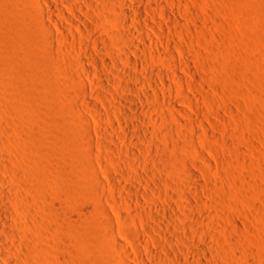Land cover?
Returning <instances> with one entry per match:
<instances>
[{"label":"rangeland","instance_id":"obj_1","mask_svg":"<svg viewBox=\"0 0 264 264\" xmlns=\"http://www.w3.org/2000/svg\"><path fill=\"white\" fill-rule=\"evenodd\" d=\"M170 1L173 5L165 0H159V4L178 22L169 23L157 13L156 19L161 23L156 30L163 35L164 43L172 45L177 60L174 72L177 70L182 82L178 86L179 82L170 81V99L159 93L168 103L165 108L152 107L154 121L142 112L147 120L151 119V152L147 151L148 143H142L139 145L145 148L143 152L130 158L121 152L105 151L100 145L101 135L108 134L107 125L119 124L109 115L111 101L101 104L93 95L100 87L85 89L73 78V73L85 78L74 65L82 53L78 45L73 46L70 41L60 44L54 38L55 47L50 49L47 33L37 27L47 23L56 32L44 9L32 0H0V177L12 187L6 190L11 198L7 205L13 211L8 233L0 231V252L12 259V264H175L172 260L177 258L185 264H264V0ZM69 2L74 6L82 4L81 0ZM100 2L103 4L102 0L92 4L98 5L95 10H99L96 12L100 13L101 23L92 18V24L91 16L84 20L92 25L91 35L106 39L113 51L123 46L116 34L119 26L113 23V7L117 4ZM55 4L66 9L58 1ZM144 15L148 16L145 11ZM74 33L82 37L77 31ZM151 46L159 50L162 43L151 41ZM91 47L92 51L102 48L99 44ZM159 61L148 62L145 68L150 67L155 73L166 70L170 76L172 71ZM184 61L189 63V71L180 68ZM103 64L99 60L100 67L94 72L104 74ZM106 83L114 89L118 86L122 97L125 93L137 97L121 90L117 83ZM84 89L101 111L95 113L81 103L77 94ZM150 93L154 92L149 90ZM183 96L190 100L184 101ZM150 101L141 106L151 104ZM82 117L92 131L90 138L85 136ZM127 135L125 142L118 143L134 148L136 137ZM86 141H93L92 149ZM101 153L106 158H101ZM124 159L133 161L134 166L125 163L121 169L118 164ZM111 179L127 186L136 183L142 192L148 188L140 179H157L153 196L138 197L142 205L146 204L143 207L147 212L155 201L174 207L172 225L157 215L166 227L162 231L166 237L161 239L165 250L153 242L152 237L159 235L152 227H146L150 220L139 219L137 203L125 200L132 213L119 215L118 205L110 199L122 191L111 188ZM99 183L107 186L103 188ZM165 193L171 196L165 198ZM187 195L194 199L191 203L186 200ZM185 201L191 205L188 207ZM100 206L109 212L106 216L111 217L108 219H112V227L98 209ZM185 209H190V213ZM181 210L191 220L182 217ZM145 228L150 230L148 236H143ZM139 234L149 240L147 250L158 253L157 262H152L146 255L149 252L139 246ZM116 241L122 249L114 245ZM202 242L207 247L206 262L189 259L187 253L198 252L197 245ZM2 260L0 257L4 264Z\"/></svg>","mask_w":264,"mask_h":264},{"label":"bare ground","instance_id":"obj_2","mask_svg":"<svg viewBox=\"0 0 264 264\" xmlns=\"http://www.w3.org/2000/svg\"><path fill=\"white\" fill-rule=\"evenodd\" d=\"M25 1V0H24ZM34 1L35 5L37 4L42 10L44 9L47 13V16L48 18L51 20V22L53 23V25L55 26V29H56V32L53 31L51 29V27L49 25L44 24V23H41V26H37V27H41V29L43 30V32L47 33L46 34V43H47V46L50 47V49H53L51 47H55L54 45V38L61 44V43H67V41H70L72 42V45L75 46V43L78 45V47L81 49V54H79V50L77 48V51L79 56H77V60H75V67L76 69L80 72V73H84L85 74V78L84 77H81L80 75L73 73L72 76L74 79L76 78V80H78V82H80V84L84 85L83 87H85L86 89V86L92 88L94 85H97L99 86V90H96V91H99V92H102V93H99V92H95L93 93V95L95 94L97 98H99L100 100L99 101H102L101 104L103 103H107L106 101L109 100L111 102H109L110 104V109L111 110V113L109 112V115L111 114L115 121L119 124V128L116 127L114 124H108L107 125V133L105 132V134H102L101 137H100V145L101 147L105 150V151H116L118 152V154L121 152V153H124L126 155H129L130 156H135V154H140L143 152V149L145 148H141L140 145L142 143H148V149L147 151H150L151 150V142L149 143V135H150V132H152L153 128L152 126H149L148 122L151 121V109L152 107L154 106H157V107H164L166 106V103L164 102V100H162L163 98H160L159 96V93L164 95V96H172V89L170 90V81H176V82H179L177 83L178 86L180 84L181 79H180V76L177 75V70H175L174 72V69H175V65L177 63V60H176V57L172 51V45L170 44H167V43H164V39H163V35L161 33H158L156 28L157 26H159V24L161 23L160 21H158L156 18V14L158 13L163 19H165V21L167 20L168 22L169 21H175V22H178V20L176 21L174 18L175 16L171 17L170 16V13L169 11L166 10L165 7H162V4L160 5L159 4V0H102L103 1V4H105L107 1L111 2V3H114L116 2L114 5L117 4V6L113 7V19L115 22L113 23H117V25L119 26V29H117L116 31V34L118 36V39L119 41L123 44V46L121 45V47L119 49H112V48H109V44L107 43L106 39H104L103 37L101 36H98V35H95L93 36V34L91 35L92 32L91 31V23H87V19L84 20V17L85 16H91V21H96L95 23H101V16H100V13H97L96 11H99V10H95L97 8L93 6L92 2L95 0H81L82 4L79 5V6H74V5H71V3L69 2V0H32ZM58 1L60 3V5H63L64 7H66L65 10H62L60 9L59 6H56V2ZM99 1V0H98ZM166 3L168 4H172L173 3L170 1V0H165ZM180 1V0H179ZM178 1V2H179ZM18 2V1H17ZM20 2V0H19ZM23 2V1H21ZM20 2V3H21ZM72 2V1H71ZM148 2V4L146 3ZM33 3V2H32ZM33 3V4H34ZM101 3V2H100ZM164 3V2H163ZM4 4V3H3ZM2 4V5H3ZM99 4V3H98ZM102 4V3H101ZM102 4V5H103ZM107 4V3H106ZM109 4V3H108ZM146 4V6H145ZM175 4V3H174ZM21 5V4H20ZM180 5V4H179ZM178 5V6H179ZM5 6V5H4ZM15 6V5H14ZM105 6V5H104ZM113 6V5H112ZM177 6V7H178ZM185 6V5H183ZM9 7V6H8ZM24 7V6H23ZM59 7V8H58ZM62 7V6H61ZM101 7V6H100ZM103 7V6H102ZM101 7V8H102ZM180 7V6H179ZM6 8V6H5ZM20 8V7H19ZM184 8V7H182ZM9 9V8H7ZM64 9V8H63ZM68 9V11H70L72 13V16L71 13L68 15L66 10ZM2 10V9H1ZM0 10V11H1ZM169 10V9H168ZM21 11H22V8H21ZM24 11V10H23ZM144 11L145 13L148 14V16L144 15ZM186 11V10H185ZM2 12V11H1ZM187 12V11H186ZM7 13V12H6ZM2 14V13H1ZM4 14V13H3ZM29 14V13H27ZM188 14V13H187ZM5 15V14H4ZM30 15V14H29ZM111 15V14H110ZM106 17V16H105ZM109 17V16H108ZM145 17H150L153 21L149 22ZM31 18V17H30ZM58 18V19H57ZM87 18V17H86ZM93 18V19H92ZM111 18V16H110ZM109 18V19H110ZM174 18V19H173ZM4 19V18H3ZM107 19V18H106ZM105 19V20H106ZM7 20V18H6ZM30 20V19H29ZM28 20V21H29ZM34 20V19H33ZM39 21V20H38ZM62 21H64V23H67L66 26L63 25ZM86 21V22H85ZM94 21L92 22V24L94 23ZM111 22V20H109ZM113 21V20H112ZM30 22V21H29ZM32 22V21H31ZM30 22V23H31ZM174 22V23H175ZM180 22V21H179ZM7 23V22H6ZM34 23V22H33ZM103 23H105L103 21ZM170 23V22H169ZM105 24H108V23H105ZM167 24V23H166ZM69 25V26H68ZM165 25V24H164ZM33 26V24L31 25ZM30 26V27H31ZM68 26V27H67ZM29 27V26H28ZM107 27V26H106ZM112 27V26H110ZM115 27V25H114ZM70 28H74L76 29L75 31H77V35L79 36H82L81 38L80 37H77L76 34L74 33L75 31ZM117 28V27H116ZM169 28V27H167ZM173 28V26H172ZM147 29V30H146ZM107 30V29H106ZM177 30V29H176ZM108 31V30H107ZM111 31V30H110ZM109 32V31H108ZM114 32V31H113ZM181 33V32H179ZM113 34V33H112ZM181 36V34H180ZM182 37V36H181ZM180 37V38H181ZM82 38H85V39H82ZM184 39V38H183ZM151 41L155 43H162V47L159 48V50H155V49H152V46H151ZM57 42V43H58ZM118 42V43H120ZM184 42V41H183ZM182 42V43H183ZM181 43V42H180ZM56 44V43H55ZM59 44V45H60ZM70 44V43H69ZM96 44H99L101 45V47L104 49L105 47L108 46V48H105L106 50H110V52H104L102 48L100 49H97L94 48V50L92 51V47L91 45L93 46H96ZM46 45V44H45ZM67 45V44H66ZM65 45V46H66ZM71 45V44H70ZM69 45V46H70ZM71 45V46H72ZM76 45V47H77ZM182 45V44H181ZM62 46V45H61ZM64 46V48H65ZM68 46V45H67ZM48 47V48H49ZM75 47V48H76ZM91 47V49H90ZM181 47V46H180ZM74 48V47H72ZM176 48V47H175ZM59 49V48H58ZM62 49V48H61ZM178 49V48H177ZM66 51V50H65ZM70 51V50H69ZM112 51V52H111ZM64 53V52H63ZM76 53V52H75ZM2 54V53H1ZM76 55V54H75ZM1 58V56H0ZM2 59V58H1ZM178 59V58H177ZM4 60V59H3ZM6 60V59H5ZM8 60V59H7ZM6 60V62H7ZM99 60H101L102 62H104L103 64V68L104 70L102 69V71H104V74L103 73H96L94 72V70H98L100 65H99ZM160 60V61H159ZM184 60V59H183ZM151 61L152 63L154 61H159L161 62L160 65L161 66H164L167 68V70H171V75L169 76V74L166 72H164V70L161 71L160 70H157V72L155 73L153 70H149L150 67H148L149 69L145 68V66L147 67V63L149 62L151 64ZM66 62V61H65ZM72 63V62H71ZM158 63V62H156ZM180 63V62H179ZM63 64V63H62ZM121 64V65H120ZM154 64V63H153ZM7 65V64H6ZM73 65V63H72ZM1 66V65H0ZM4 66V65H3ZM112 66V67H111ZM120 66V67H119ZM154 66V65H153ZM6 67V66H4ZM179 67V66H178ZM33 68V67H32ZM98 68V69H97ZM120 68V69H119ZM161 68V67H160ZM180 68L186 71H189V63L187 61H184V63H180ZM6 69V68H5ZM34 69V68H33ZM101 69V68H100ZM7 70V69H6ZM36 70V69H35ZM156 70V68H155ZM10 72V70H9ZM192 72V70H191ZM187 73V72H185ZM195 74V73H193ZM194 77V75H191ZM196 77V76H195ZM157 78V79H156ZM75 80V81H76ZM107 81L109 82H113L112 86H114L115 83L119 84V88L123 91H126L128 92L129 94L131 93H134L136 94V98H132L130 96H126V93L124 95V97H122L123 95H121L119 93V90L116 89L118 86H117L115 89L112 87H109L107 85ZM160 83H159V82ZM199 82V81H198ZM186 84V83H184ZM188 87V86H187ZM80 90L79 92V95L77 94V96L79 98H81V103L86 105L89 109H91L92 111H94L95 113L96 112H99L101 110H99V106L94 102L92 101L88 95H87V91L86 90ZM102 89V91L100 90ZM195 89V88H194ZM149 90H152L154 93V97H153V94L151 95V93L149 94ZM191 91V89H189ZM92 91V90H91ZM93 92V91H92ZM91 92V93H92ZM121 92V91H120ZM105 93V94H103ZM200 93V92H199ZM121 96H120V95ZM128 94V95H129ZM183 94V93H182ZM194 94V93H193ZM132 95V94H131ZM144 96V98L142 97H139V96ZM196 95V94H195ZM167 97V98H168ZM181 97V96H180ZM190 97V96H189ZM194 97V96H193ZM196 97V96H195ZM199 97V96H198ZM201 97V96H200ZM184 98V96H183ZM191 98V97H190ZM170 99V98H168ZM185 100L184 101H188L190 99H186L184 98ZM150 101L151 104H147L145 106H141V104H143L144 101ZM195 101V100H194ZM198 101V100H197ZM201 101H202V98H201ZM80 103V102H79ZM186 103V102H185ZM189 103V102H188ZM202 103V102H200ZM205 103V101H204ZM207 103V102H206ZM208 104V103H207ZM165 105V106H164ZM169 105V104H168ZM174 104H172L173 106ZM190 105V104H189ZM79 106H81V104H79ZM78 106V107H79ZM106 106V105H104ZM108 106V105H107ZM192 106V105H191ZM205 106V105H204ZM208 106V105H207ZM75 107V106H74ZM174 108V106L172 107V109ZM176 108V107H175ZM171 109V108H170ZM178 109V110H177ZM176 110L180 113V110L179 108H177ZM76 110V109H75ZM78 110V109H77ZM175 110V109H174ZM175 110V112H176ZM198 110V109H196ZM160 111H161V108H160ZM82 112V111H81ZM147 114L148 117L150 116V120H147L146 117L144 116ZM182 112V110H181ZM163 113V112H162ZM198 113V112H197ZM203 113V111H202ZM108 114V113H107ZM150 114V115H149ZM181 114V113H180ZM179 114V115H180ZM182 114H185V113H182ZM204 114V113H203ZM202 114V115H203ZM206 114V113H205ZM107 115V116H109ZM110 115V116H111ZM187 116V114H185ZM101 116V115H100ZM153 116V115H152ZM198 116V115H197ZM201 116V114H200ZM204 116V115H203ZM216 116V115H215ZM97 117V116H96ZM184 117V116H183ZM205 117V116H204ZM99 118V117H98ZM97 118V119H98ZM101 118V117H100ZM95 119V118H94ZM95 120L98 122V120ZM111 119V118H110ZM113 119V120H114ZM133 119V120H132ZM154 121V119H152ZM110 121V120H109ZM181 121V119H180ZM192 121V120H191ZM200 121V120H199ZM156 122V120H155ZM190 122V120H189ZM194 122V121H193ZM198 122V121H197ZM101 123V122H100ZM103 123V122H102ZM157 123V122H156ZM186 123V122H185ZM80 124V123H79ZM81 124L82 126H84L85 130V136H88L90 138L91 136V129L87 127V123L86 121L84 120V118L82 117L81 118ZM151 125V124H150ZM157 125V124H156ZM155 125V126H156ZM186 125V124H184ZM81 126V127H82ZM158 126V125H157ZM191 126V125H190ZM189 126V127H190ZM182 127V126H181ZM156 128V127H155ZM186 128V127H184ZM152 129V130H151ZM158 129V128H157ZM106 130V129H105ZM156 129H154L155 131ZM153 133V132H152ZM186 133V131H185ZM127 134H130V135H133L136 137V142H137V145H135L134 148H128L127 146H122L123 144L122 143H118V140H120L121 142L122 141H126V137L128 136ZM197 134V133H196ZM84 135V134H83ZM129 135V136H130ZM97 136V135H96ZM186 136V134H185ZM188 136V135H187ZM152 137V136H151ZM88 138V139H89ZM188 138V137H186ZM157 139V138H156ZM85 140V139H84ZM90 140V139H89ZM153 141H156V140H153ZM158 141V140H157ZM156 141V142H157ZM86 142H89V141H86ZM93 142V141H92ZM91 142V143H92ZM91 143L89 142L87 145L89 146L90 149H92V145ZM99 144V143H98ZM122 144V145H121ZM125 144V143H124ZM140 144V145H139ZM150 144V145H149ZM99 145V147H100ZM154 145V144H153ZM156 145V143H155ZM192 145V143H191ZM144 146V145H143ZM145 147V146H144ZM155 147V146H154ZM193 147V145H192ZM157 148V147H156ZM89 149V150H90ZM160 149V148H158ZM174 149V148H173ZM196 149V148H195ZM155 150V148H154ZM157 150V149H156ZM146 151V152H147ZM161 151V150H160ZM169 151V150H168ZM197 151V150H196ZM151 152V151H150ZM157 152V151H156ZM163 152V151H162ZM103 153V152H102ZM100 154V157L103 158L105 157L104 154ZM165 153V152H164ZM163 153V155H164ZM158 154V153H157ZM166 154V153H165ZM162 155V154H161ZM200 155V154H199ZM150 156V155H149ZM153 156V155H152ZM159 156V155H158ZM165 157V156H164ZM106 158V157H105ZM110 158V157H109ZM131 158V157H130ZM152 158V157H151ZM98 159V158H97ZM161 159V158H160ZM99 160V159H98ZM101 160V159H100ZM133 162V161H132ZM128 161V160H121L120 163L118 165H120L119 167H121V169H123L122 167L125 166L124 164H128L130 166H134L133 163ZM111 163V162H110ZM135 163V162H134ZM112 164V163H111ZM105 168V167H104ZM125 168V167H124ZM118 170V169H117ZM125 170V169H124ZM108 171V170H107ZM127 172V169L125 170ZM125 171H121L120 172L124 173L125 175ZM122 173V174H123ZM127 177V176H125ZM138 177V176H137ZM136 177V178H137ZM135 179V178H134ZM139 179V178H138ZM141 183L145 184L146 187L149 189H146V191L142 192V189L141 190H138L137 188V184L136 183H129L130 185H123V183H121L120 181L118 180H112L111 179V188L112 189H118V191H122L119 195H112L111 196V199L112 202L116 205H118V213L119 215L121 216H128L129 213L131 212L129 206H131L130 204L127 205L128 203H125L126 201L125 200H128V202H135L137 203L139 206H140V209H139V219L142 217L144 219V217L148 220H150L149 222H151V226L148 224V226L146 225V227H149L151 228L152 230H154L159 236H157V238H154L152 237V240L154 243H156L160 249L165 250V248L161 245V239L163 237H166V235L164 234L163 235V232H164V229L166 230V227H164L163 225V222L160 221V219L157 217V215L161 214L162 216H164L165 218H167V221H169V223H174V222H170L172 221L171 217L173 216L172 215V212L175 210L174 207L171 205H168L167 206H161L159 205V203H157L155 200V202H151L152 201V197L150 198V211L147 212L145 210V208L143 207V205H146V204H143L141 203V199H139L140 196H143V197H150V196H153V193L155 192V187H154V182L156 184H158L157 182V179L154 181V180H151V181H146V179H140ZM140 181H138L140 183ZM153 181V182H152ZM163 181V180H162ZM101 182V181H100ZM131 182V181H130ZM134 182V181H133ZM103 183V182H102ZM102 183H99L101 184V186H103V188H105V186L107 185H103ZM160 183V182H159ZM163 184V183H162ZM166 184V183H165ZM139 185V184H138ZM168 185V184H167ZM200 186V184H198ZM109 186V187H110ZM5 187V188H3ZM144 187V188H146ZM158 187V186H157ZM102 188V189H103ZM202 188V186H201ZM10 190L12 189V187L7 183V182H4L3 180H1V177H0V231L3 232V233H8V226L11 222V218H12V215H13V211L11 210V208L7 205L8 202H10V197L8 195V192L7 190ZM107 189V188H106ZM161 189V187L159 188ZM108 190V189H107ZM202 190V189H201ZM103 191V190H102ZM161 191V190H158V192ZM157 192V193H158ZM188 192V191H187ZM163 193V192H161ZM182 193V192H181ZM191 193V192H190ZM112 194V193H111ZM164 194V193H163ZM167 194V193H165ZM106 195V194H104ZM140 195V196H139ZM145 195V196H144ZM179 195V194H178ZM191 195V194H190ZM194 195V194H192ZM109 196V195H108ZM108 196H105V197H108ZM139 196V197H138ZM166 196V195H164ZM171 196V195H170ZM168 194L165 198L167 197H170ZM174 196V195H173ZM184 197V195H183ZM188 197V195L186 196ZM185 197V198H186ZM192 197V196H191ZM110 198V197H109ZM142 198V197H141ZM146 198V200H147ZM163 198V197H162ZM179 198V197H178ZM190 199V197H188ZM188 198H186L187 201H190L191 203V200L192 198L189 200ZM194 198V197H193ZM196 198V197H195ZM160 199V198H159ZM172 199V198H171ZM184 199V198H183ZM163 200V199H162ZM173 200V199H172ZM177 200V199H175ZM174 200V202H175ZM194 200V199H193ZM192 200V201H193ZM196 200H201L200 197H197ZM185 201V202H187ZM202 201V200H201ZM171 202V201H170ZM173 202V201H172ZM196 202V201H195ZM203 202V201H202ZM165 203V202H164ZM167 203V202H166ZM182 203V202H181ZM189 203V205H191ZM197 203V202H196ZM199 203V202H198ZM177 204V202H176ZM179 204V203H178ZM194 204V203H193ZM202 204V203H201ZM183 205V204H182ZM187 205H188V202H187ZM188 205V207H189ZM148 206V205H147ZM146 207V206H145ZM182 207V206H181ZM184 207V206H183ZM182 207V208H183ZM187 207V206H186ZM194 207V206H193ZM177 211H179V205L177 207ZM102 213H103V216L105 217L108 213H107V210L104 209L103 207L101 208H98ZM130 209V210H129ZM188 209V208H187ZM187 209H185L187 211ZM190 210V209H189ZM189 210L187 211L188 213ZM14 211L17 212V208L16 206H14ZM99 211V212H100ZM185 211V214H187ZM176 212V211H175ZM181 212V215L182 217H188V214L187 216H185V214L183 213L184 210L180 211ZM132 213V212H131ZM174 213V212H173ZM179 213V212H178ZM198 213V212H196ZM109 215V214H108ZM132 214H130V218L132 217L131 216ZM180 216V214L178 215ZM195 216V215H194ZM107 217V216H106ZM110 217V216H108ZM105 218L106 220H108V222L112 219H108ZM175 217V216H174ZM181 217V216H180ZM190 217V216H189ZM188 217V218H189ZM201 217V216H200ZM163 218V219H165ZM179 218V217H178ZM195 218V217H194ZM129 219V218H128ZM137 219V218H136ZM183 219V218H182ZM191 220V218H189ZM188 219V220H189ZM200 219V218H199ZM179 220V219H177ZM201 220V219H200ZM138 221V220H137ZM185 221V220H184ZM213 221V220H212ZM112 222V221H110ZM109 222V223H110ZM199 222V220L197 221ZM202 222V221H201ZM113 223V222H112ZM182 223V222H180ZM204 223V222H203ZM213 223V222H211ZM218 223V221H217ZM169 224V225H170ZM111 225V223H110ZM109 225V226H110ZM172 225V224H171ZM216 226V224H215ZM112 227V225H111ZM164 227V229H163ZM173 227V226H172ZM171 227V228H172ZM186 227V226H185ZM192 227V226H191ZM212 227V226H211ZM214 227V226H213ZM183 228V227H182ZM144 229V228H143ZM199 230V229H198ZM149 229L148 228H145V230L143 231L144 234L146 235H143V236H148L150 233H149ZM163 231V232H162ZM188 231V230H187ZM190 231V230H189ZM188 231V232H189ZM198 232V231H197ZM142 233V232H141ZM155 233V234H156ZM194 234V233H193ZM142 236V234H139ZM185 235V234H184ZM188 235V234H187ZM137 237L140 238L139 239V242H140V245L139 246H142L144 249H148L149 248V244L147 241H149L148 239L145 240V238L142 237ZM135 238V237H134ZM137 238V240H138ZM168 238V237H167ZM185 238V237H184ZM183 238V239H184ZM165 239V238H163ZM162 239V240H163ZM135 239V241H137ZM113 241V240H112ZM134 241V243H135ZM180 241V239L178 240ZM211 241V240H210ZM14 242V241H13ZM115 242V241H114ZM112 242V244L114 243ZM138 242V243H139ZM163 242V241H162ZM186 242V241H184ZM189 242V241H188ZM3 243V242H2ZM2 243H1V239H0V247L2 246ZM137 243V242H136ZM135 243V244H136ZM180 243V242H179ZM211 243V242H210ZM186 245L188 243H185ZM213 244V243H212ZM215 244V243H214ZM6 245V244H4ZM114 245L117 247L121 246L119 244V242L116 241V243H114ZM117 247V248H118ZM175 247V246H174ZM173 247V248H174ZM177 247V246H176ZM198 247V252H190V253H187V257L189 256V259H195V261L197 262H200V263H205L206 261L204 260L205 258V250H206V245H205V242H202V243H199L197 245ZM120 249H122V246L119 247ZM172 248V249H173ZM183 248V247H182ZM159 249V250H160ZM180 249V248H179ZM1 250V248H0ZM167 250V249H166ZM148 251V250H147ZM146 251V252H147ZM176 251V249H175ZM184 251V250H183ZM189 251V250H188ZM186 249H185V252H188ZM3 252V251H2ZM149 253L146 254V255H149L148 258H151L152 262L155 261L156 259H158V253L154 250H150L148 251ZM167 252V251H166ZM179 252V250H178ZM140 253L141 255V252H138ZM138 253L136 255V258H137V261L139 260L137 257L138 256ZM169 253V252H167ZM181 253V252H180ZM184 253V252H183ZM186 254V253H184ZM144 255V254H143ZM135 256V255H134ZM169 256V254H168ZM186 256V255H185ZM0 257L3 259V263L4 264H12V259L10 260L9 257H7L5 254L1 253L0 252ZM128 257V255H127ZM141 257V256H140ZM143 257V256H142ZM170 258V256H169ZM131 259H134L131 257ZM142 259V258H140ZM172 259V258H171ZM136 260V259H135ZM145 260V258H144ZM170 260V259H169ZM204 260V261H203ZM140 261V260H139ZM194 261V262H195ZM203 261V262H202ZM162 262H164L162 260ZM172 262H174L175 264H185L183 261H181L180 259H174L172 260ZM15 263V262H14ZM190 263V262H189ZM187 263V264H189ZM0 264H2V262L0 261ZM197 264V263H196ZM206 264V263H205Z\"/></svg>","mask_w":264,"mask_h":264}]
</instances>
